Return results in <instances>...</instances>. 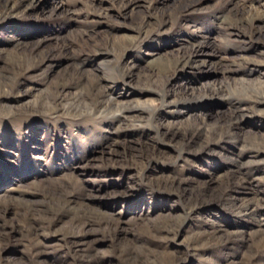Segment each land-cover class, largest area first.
Here are the masks:
<instances>
[{"label": "rangeland", "instance_id": "rangeland-1", "mask_svg": "<svg viewBox=\"0 0 264 264\" xmlns=\"http://www.w3.org/2000/svg\"><path fill=\"white\" fill-rule=\"evenodd\" d=\"M0 264H264V0H0Z\"/></svg>", "mask_w": 264, "mask_h": 264}, {"label": "bare ground", "instance_id": "bare-ground-1", "mask_svg": "<svg viewBox=\"0 0 264 264\" xmlns=\"http://www.w3.org/2000/svg\"><path fill=\"white\" fill-rule=\"evenodd\" d=\"M96 100V99H95ZM252 209V208H251Z\"/></svg>", "mask_w": 264, "mask_h": 264}]
</instances>
